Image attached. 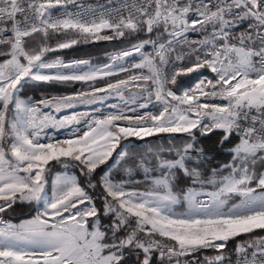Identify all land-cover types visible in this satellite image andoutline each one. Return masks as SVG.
Segmentation results:
<instances>
[{
	"label": "snow or ice",
	"instance_id": "snow-or-ice-1",
	"mask_svg": "<svg viewBox=\"0 0 264 264\" xmlns=\"http://www.w3.org/2000/svg\"><path fill=\"white\" fill-rule=\"evenodd\" d=\"M118 38L128 47L103 65L57 54ZM0 57V264H264V0H0ZM202 69L214 75L177 94ZM112 98L86 130L48 135L86 115L54 113ZM216 131L238 142L206 170L197 133ZM130 137L159 139L137 151ZM33 203L30 219L2 218Z\"/></svg>",
	"mask_w": 264,
	"mask_h": 264
},
{
	"label": "rangeland",
	"instance_id": "rangeland-1",
	"mask_svg": "<svg viewBox=\"0 0 264 264\" xmlns=\"http://www.w3.org/2000/svg\"><path fill=\"white\" fill-rule=\"evenodd\" d=\"M122 39L123 38H118V39H114V40H99V41L92 40V41H89L87 43H105V42L111 43V41L122 40ZM126 47H128V44H127V46H123V47H120V48H117V49H111L109 52L100 54L98 56L82 58V59H90L94 65H103L105 63H110L111 62L109 60V54L115 53V52H117V51H119V50H121L123 48H126ZM146 51L151 52L152 51L151 47H148L146 49ZM2 60H3V57H0V61H2ZM138 60H139V57L134 55V57L127 58L126 62L127 63H133V62H138ZM213 75L214 74H212L210 71H208L206 69H202L198 73H192V74H189L187 76H182V77L178 78L177 85L173 86V88L177 92V94H181L185 89L193 87L203 77L206 76L208 78H211ZM74 85H79V84L78 83L77 84H73V86ZM66 86H67L66 88L69 89V87H71L72 85H66ZM80 87L81 86H77L71 91H63V92H65L64 94H71L74 90H79ZM36 90H39V88L27 91L24 95L25 96H32L33 98H35L34 94H35ZM63 92H62V94L55 93V94H52V95H63ZM43 94L48 95L46 93H43ZM35 99H37V98H35ZM112 103H118V100L116 98H112V99H110V100H108V101H106L104 103H94V104H91V105H77L73 109H66V110H63L61 113H58V114L54 113L55 115L58 116V118H62L63 116H70L73 113H84L86 115L81 118V121H80V123L78 125H74V126L69 127V128L61 129L59 131H56V130H53V129H48L47 130L48 135H55L59 139H64V138H67L71 134V132L73 131V128H78L82 132V131L86 130V124L92 117L100 116L101 114H104V113L110 111L111 109H110L109 105L112 104ZM150 108H151V106H150ZM46 111H48V110H46ZM161 135L166 137L168 134H161ZM173 135H176L179 138L183 134H173ZM147 139H153V140L155 139L154 140V142H155V141H157L159 139V137H147L144 140H139V139H137L135 137H130L128 139V141H122V143H125V144L131 143L132 145L139 144L140 148L138 150H140V149H142L144 147L145 143L148 142ZM114 155H115V153H114ZM111 164H112V160L110 159L108 161V165H111ZM103 167H106V165H102L101 166L102 169H103ZM97 170H101V169H97ZM55 171L63 172L64 169L60 168V166H57V168L54 170V172ZM67 171H68L69 174H75V175L80 176L79 169H77V168H69ZM104 171L109 172L116 179H120L121 177L125 176L123 170L118 168V167H108L107 166V168H104ZM117 174H119V175L117 176ZM134 178L137 181L141 182V187L144 186V184H143V181H144L143 172L134 173ZM184 182L188 183V181H184ZM51 187H52V185L49 184L47 186V189H46V191H48L49 195L51 194ZM31 207L34 210V215H35V213H36V211H37L39 206L36 205L35 203H33V204H31ZM8 216H9V212L6 213V214H3L2 218L4 220H8V221H10L12 223H19L21 221V220L18 221V222L11 221V220H9ZM25 219H22V220H25ZM27 219H30V218H27ZM209 251L213 253L212 250H209ZM214 255L215 254L213 253V254H210L208 256H214ZM125 264H128V263H125Z\"/></svg>",
	"mask_w": 264,
	"mask_h": 264
},
{
	"label": "trees",
	"instance_id": "trees-1",
	"mask_svg": "<svg viewBox=\"0 0 264 264\" xmlns=\"http://www.w3.org/2000/svg\"><path fill=\"white\" fill-rule=\"evenodd\" d=\"M141 38H144L141 36ZM128 42L124 39L122 40H115L105 43H81L76 46H74L72 49L68 50H62L61 53L66 60L70 59H82V58H88L93 56H98L103 53L109 52L111 49H117L123 46H127ZM81 86L79 85H72L71 87L66 88V85H60V84H53V85H44V87L39 88V90H36L34 96L35 98L39 99L41 96L40 94L46 93L48 95H52L55 93L62 94L63 91H71L75 87ZM65 92H63L64 94ZM221 133L219 131L209 133L207 136H200L199 133H197L198 138V146H202L205 149L206 155L211 157L210 161H207L204 165V168L210 169L212 167H219V165L223 163H227L231 160V153L227 151V149L231 148L235 143L238 142L237 137L233 135L229 141L225 142L223 146H220L219 140H220ZM155 140V139H154ZM153 139H147L148 142H154ZM141 142V141H140ZM140 148L139 144H135V150L138 151ZM107 168L106 167H103ZM97 173H101V170H97ZM119 174H117L118 176ZM118 178V177H117ZM99 179V176L97 177ZM81 180L83 181V177L81 176ZM187 180H183L182 184L186 185L187 183L184 182ZM97 191H99L97 189ZM95 195L96 193L93 192ZM99 205V201H97ZM34 216V210L29 204H17L14 206V211L9 212V220L18 222L22 219L31 218ZM258 232H261V230H257ZM261 234H264V232H261ZM230 247H234L233 245H230ZM214 254H216L213 251ZM212 252L208 251L207 253H204L201 255V260H203V255H210L213 254ZM125 263L128 264H137V256L135 253H126L125 256Z\"/></svg>",
	"mask_w": 264,
	"mask_h": 264
},
{
	"label": "built area",
	"instance_id": "built-area-1",
	"mask_svg": "<svg viewBox=\"0 0 264 264\" xmlns=\"http://www.w3.org/2000/svg\"><path fill=\"white\" fill-rule=\"evenodd\" d=\"M85 2L86 3H89V4L95 5V4H98V3H105L106 4V3L109 2V0H85ZM112 2L118 4V3H120V0H112ZM188 38L190 40H198V39H200V36H199L198 33H189L188 34ZM232 259L234 261L235 260V257L233 256Z\"/></svg>",
	"mask_w": 264,
	"mask_h": 264
}]
</instances>
